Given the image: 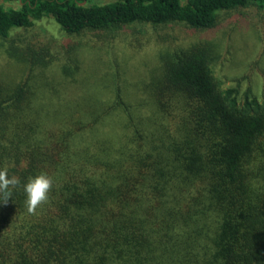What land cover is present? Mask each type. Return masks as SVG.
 Masks as SVG:
<instances>
[{"label": "trees", "instance_id": "obj_1", "mask_svg": "<svg viewBox=\"0 0 264 264\" xmlns=\"http://www.w3.org/2000/svg\"><path fill=\"white\" fill-rule=\"evenodd\" d=\"M90 1L0 0V40L45 18L78 36L264 12V0ZM6 48L20 69L0 73V169L21 184L6 204L0 193V264H264V100L222 88L211 44L159 51L135 88L117 73L93 85L71 60L48 75L52 59ZM42 172L53 187L30 214L23 185Z\"/></svg>", "mask_w": 264, "mask_h": 264}, {"label": "rangeland", "instance_id": "obj_2", "mask_svg": "<svg viewBox=\"0 0 264 264\" xmlns=\"http://www.w3.org/2000/svg\"><path fill=\"white\" fill-rule=\"evenodd\" d=\"M10 39L0 40L1 74L13 77L20 69L5 52L7 46L14 45L52 59L48 75L57 74L60 65L71 60L78 64L77 77L88 78L93 85L104 86L117 73L121 86L128 82L134 88L158 65L159 51L209 43L217 54L213 72L222 88L236 87L239 96L250 90L257 99L264 100V12L255 7L220 12L216 25L207 30L181 24H134L114 34L87 31L68 36L45 18L32 28L16 31Z\"/></svg>", "mask_w": 264, "mask_h": 264}, {"label": "clouds", "instance_id": "obj_3", "mask_svg": "<svg viewBox=\"0 0 264 264\" xmlns=\"http://www.w3.org/2000/svg\"><path fill=\"white\" fill-rule=\"evenodd\" d=\"M53 179L47 173H40L30 177L23 185L26 194L27 211L35 214L36 210L49 199V193L53 187ZM21 184L19 178L9 177L6 168L0 169V193L5 194V204L11 195L10 189L16 188Z\"/></svg>", "mask_w": 264, "mask_h": 264}]
</instances>
